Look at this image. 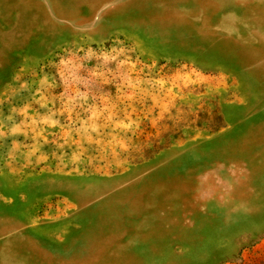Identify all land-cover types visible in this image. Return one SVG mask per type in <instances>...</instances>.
I'll return each mask as SVG.
<instances>
[{"label": "rangeland", "instance_id": "obj_1", "mask_svg": "<svg viewBox=\"0 0 264 264\" xmlns=\"http://www.w3.org/2000/svg\"><path fill=\"white\" fill-rule=\"evenodd\" d=\"M0 264H264V0H0Z\"/></svg>", "mask_w": 264, "mask_h": 264}]
</instances>
